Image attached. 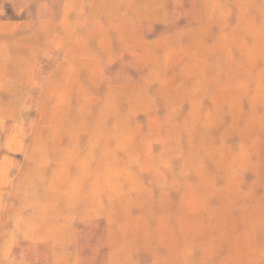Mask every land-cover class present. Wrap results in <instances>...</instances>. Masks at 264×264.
<instances>
[{"label":"rangeland","instance_id":"obj_1","mask_svg":"<svg viewBox=\"0 0 264 264\" xmlns=\"http://www.w3.org/2000/svg\"><path fill=\"white\" fill-rule=\"evenodd\" d=\"M0 264H264V0H0Z\"/></svg>","mask_w":264,"mask_h":264}]
</instances>
